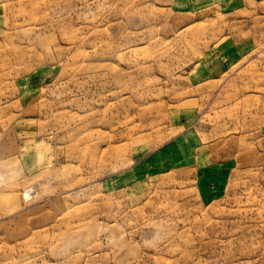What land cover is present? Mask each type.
<instances>
[{
  "label": "rangeland",
  "instance_id": "obj_1",
  "mask_svg": "<svg viewBox=\"0 0 264 264\" xmlns=\"http://www.w3.org/2000/svg\"><path fill=\"white\" fill-rule=\"evenodd\" d=\"M0 264H264V0H0Z\"/></svg>",
  "mask_w": 264,
  "mask_h": 264
}]
</instances>
